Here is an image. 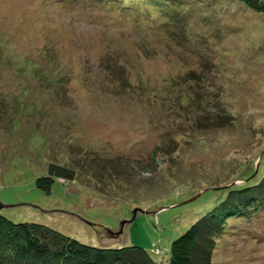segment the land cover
Here are the masks:
<instances>
[{
    "label": "rangeland",
    "instance_id": "rangeland-1",
    "mask_svg": "<svg viewBox=\"0 0 264 264\" xmlns=\"http://www.w3.org/2000/svg\"><path fill=\"white\" fill-rule=\"evenodd\" d=\"M118 1L135 28L101 0H71L80 14L0 0L1 213L167 264L198 215L264 174V17L236 0ZM50 164L75 177L46 195ZM212 263L264 264V207L227 218Z\"/></svg>",
    "mask_w": 264,
    "mask_h": 264
},
{
    "label": "trees",
    "instance_id": "trees-1",
    "mask_svg": "<svg viewBox=\"0 0 264 264\" xmlns=\"http://www.w3.org/2000/svg\"><path fill=\"white\" fill-rule=\"evenodd\" d=\"M53 1L57 2L59 7H66L69 12L81 13L82 8L76 7L71 0ZM155 1L161 3L159 0ZM236 1L264 17V0ZM101 3L103 9L115 12L118 23L128 25L133 23V28L136 27L135 22L138 19L129 18L123 11V5L128 7L129 4H121L118 0H101ZM111 3L117 5L113 7ZM156 6L160 11H165L162 6ZM133 8L140 14H146L148 11L141 5L139 8ZM153 17L148 18L150 30H156ZM170 26L166 25L168 29H171ZM166 149L163 150V154L165 151L168 154L169 151ZM74 177L71 169L50 164L46 175L37 177L34 185L48 195L56 179L68 181ZM261 207H264V174L254 183L229 187L224 197L212 209L198 215L185 231L170 242L168 252L166 251L168 253L166 263L213 264L212 257L217 242L227 232V218L237 216L250 218L258 213ZM1 212L2 210L0 211V264H156L142 247L132 245L114 250L93 247L40 223L12 221Z\"/></svg>",
    "mask_w": 264,
    "mask_h": 264
},
{
    "label": "water",
    "instance_id": "water-1",
    "mask_svg": "<svg viewBox=\"0 0 264 264\" xmlns=\"http://www.w3.org/2000/svg\"><path fill=\"white\" fill-rule=\"evenodd\" d=\"M195 199V197H193V198H191V199H188V200H186V201H192V200H194ZM6 207H8L7 205H4V204H2L1 202H0V210L1 209H4V208H6ZM116 234H118V233H116Z\"/></svg>",
    "mask_w": 264,
    "mask_h": 264
}]
</instances>
